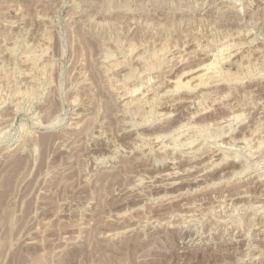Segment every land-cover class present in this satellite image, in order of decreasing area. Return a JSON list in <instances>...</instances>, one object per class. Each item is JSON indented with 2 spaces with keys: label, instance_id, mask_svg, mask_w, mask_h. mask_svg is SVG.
Instances as JSON below:
<instances>
[{
  "label": "rangeland",
  "instance_id": "obj_1",
  "mask_svg": "<svg viewBox=\"0 0 264 264\" xmlns=\"http://www.w3.org/2000/svg\"><path fill=\"white\" fill-rule=\"evenodd\" d=\"M0 264H264V0H0Z\"/></svg>",
  "mask_w": 264,
  "mask_h": 264
},
{
  "label": "bare ground",
  "instance_id": "obj_2",
  "mask_svg": "<svg viewBox=\"0 0 264 264\" xmlns=\"http://www.w3.org/2000/svg\"><path fill=\"white\" fill-rule=\"evenodd\" d=\"M222 51H220V53H221ZM223 53V52H222ZM212 54V53H211ZM216 56H212L211 58H210V56H209V60H208V62H206V64H203L202 66H200V68L196 71V73H195V75H193V77H192V79H193V81H194V86H192V87H189V85H185V84H183V82L182 83H180V82H172V90L171 91H174V93L175 92H179V91H181V89L182 88H185L186 86H188L189 88L187 89V90H200V89H204V86H205V82H206V78H207V82H213V81H217V80H219V79H221L222 80V76H220L219 75V71H218V69H217V64H219L220 63V61L222 60L221 59V54H215ZM201 65V64H200ZM219 67V66H218ZM221 74H222V72H220ZM224 77V76H223ZM217 79V80H216ZM224 79V78H223ZM227 80V79H226ZM224 81H225V79H224ZM236 81V80H235ZM238 81V80H237ZM211 82L209 83V84H211ZM219 82H221L220 80H219ZM230 82H231V80H230ZM216 83H218V82H216ZM216 83H214L215 85H217ZM209 84H207L208 86H209ZM191 85V84H190ZM206 85V86H207ZM211 85H213V83L211 84ZM187 88V87H186ZM169 91V90H168ZM196 92V91H195ZM194 92V93H195ZM173 93V94H174ZM128 95V94H127ZM132 99H133V97H132ZM123 100V99H122ZM128 100V99H127ZM129 101H131V99H129ZM197 102V101H196ZM125 103V102H124ZM130 104V102H126L125 103V105H127V104ZM175 174V173H174ZM169 184V183H168ZM178 184V183H177ZM259 246V245H258ZM243 250V249H242ZM255 256V255H254ZM243 261V260H242Z\"/></svg>",
  "mask_w": 264,
  "mask_h": 264
}]
</instances>
